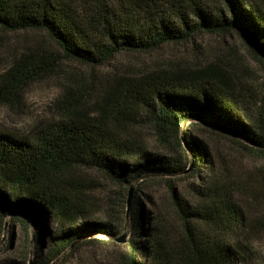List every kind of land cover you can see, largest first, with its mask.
<instances>
[{
  "label": "trees",
  "instance_id": "obj_1",
  "mask_svg": "<svg viewBox=\"0 0 264 264\" xmlns=\"http://www.w3.org/2000/svg\"><path fill=\"white\" fill-rule=\"evenodd\" d=\"M0 29L47 31L67 57L93 68L122 52L237 32L264 67V0H0ZM33 60L16 54L9 61L0 103L12 102L40 76L43 62ZM253 83L221 58H205L122 78L90 111L68 89L58 99L59 118L31 137L0 131V224L11 214L25 229L34 226L37 264H52L88 234L118 237L126 218L133 233L127 264H235L242 248L234 236L248 220L237 200L253 194L250 182L258 180L231 178L183 125H217L264 164V86L255 90ZM144 124L173 154L145 147L136 132ZM188 164L201 182L193 186L194 204L169 183L174 222L149 213L144 220L141 182L181 176ZM91 170L119 187L107 194L101 224L87 219L98 213L89 193L97 187L86 176ZM259 172L264 182V165Z\"/></svg>",
  "mask_w": 264,
  "mask_h": 264
},
{
  "label": "rangeland",
  "instance_id": "obj_2",
  "mask_svg": "<svg viewBox=\"0 0 264 264\" xmlns=\"http://www.w3.org/2000/svg\"><path fill=\"white\" fill-rule=\"evenodd\" d=\"M16 54L33 55L35 63L43 62V70L40 76L25 84L12 102L0 103V131L28 138L39 127L59 118L58 99L68 89L75 99L82 100V108L90 111L95 109L97 100L103 102L111 97L120 79L140 75L160 66L221 58L225 63L236 66L243 77L254 82L255 90L264 86V67L248 52L237 32L198 35L191 41L166 43L147 52H122L107 65L93 68L67 57L47 31L0 29V78L7 72L9 61ZM185 128L192 130V134L211 149L217 166L230 173L231 178L247 179L255 176L258 180L250 182L255 189V192H250L253 194H243L237 200L248 220L243 232L234 236L242 248L235 264H264V182L259 181V170L264 164L237 141L226 136L217 125L191 120L183 125ZM136 132L150 151L168 156L173 154L169 148L160 145L151 125L137 127ZM261 148H264V144ZM188 166L181 176H157L141 182V216L144 220L147 221L149 213L163 222H174L176 214L169 183H173L179 196L194 204L193 186L201 182L194 175L193 168ZM87 173L88 179L97 187L96 191L89 193L97 203L98 212L87 218L88 222L105 223L109 201L107 194L109 191L113 194L119 192V187L108 182L97 171ZM126 220L118 237L97 232L88 234L78 240L75 248L66 251L52 264H127L129 241L133 233L129 219ZM34 230L32 224H28L25 229L24 224L13 215H5L0 224V264H37L32 253ZM134 235L138 236L135 239L140 242L139 234ZM121 239L124 241H118Z\"/></svg>",
  "mask_w": 264,
  "mask_h": 264
},
{
  "label": "water",
  "instance_id": "obj_3",
  "mask_svg": "<svg viewBox=\"0 0 264 264\" xmlns=\"http://www.w3.org/2000/svg\"><path fill=\"white\" fill-rule=\"evenodd\" d=\"M220 131H222L225 135H227V133H229V132H227L226 130H224V129H221V128H218ZM133 187L131 188V194H130V197H129V205H130V202H131V197H132V193H133ZM118 241H120V242H122V241H124L123 239H121V240H118Z\"/></svg>",
  "mask_w": 264,
  "mask_h": 264
}]
</instances>
